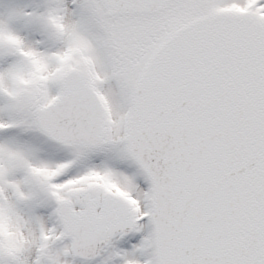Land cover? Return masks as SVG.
<instances>
[{
  "label": "snow or ice",
  "instance_id": "1",
  "mask_svg": "<svg viewBox=\"0 0 264 264\" xmlns=\"http://www.w3.org/2000/svg\"><path fill=\"white\" fill-rule=\"evenodd\" d=\"M0 264H264V0H0Z\"/></svg>",
  "mask_w": 264,
  "mask_h": 264
}]
</instances>
